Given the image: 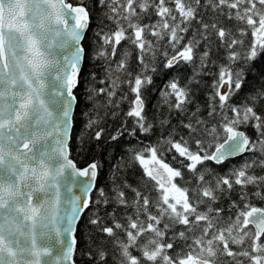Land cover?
Returning a JSON list of instances; mask_svg holds the SVG:
<instances>
[{
  "label": "snow or ice",
  "instance_id": "6c2138e0",
  "mask_svg": "<svg viewBox=\"0 0 264 264\" xmlns=\"http://www.w3.org/2000/svg\"><path fill=\"white\" fill-rule=\"evenodd\" d=\"M0 264H264V0H0Z\"/></svg>",
  "mask_w": 264,
  "mask_h": 264
},
{
  "label": "trees",
  "instance_id": "16d2710c",
  "mask_svg": "<svg viewBox=\"0 0 264 264\" xmlns=\"http://www.w3.org/2000/svg\"><path fill=\"white\" fill-rule=\"evenodd\" d=\"M92 35H93V33L90 32V33H89L90 40H91ZM91 70H92L91 64H89L88 66H86V68H85V71H86V72H87V71H91ZM101 183L103 184V179H102Z\"/></svg>",
  "mask_w": 264,
  "mask_h": 264
}]
</instances>
